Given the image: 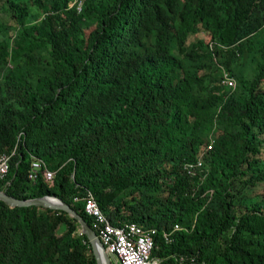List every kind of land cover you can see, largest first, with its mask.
Returning <instances> with one entry per match:
<instances>
[{"label":"trees","instance_id":"trees-1","mask_svg":"<svg viewBox=\"0 0 264 264\" xmlns=\"http://www.w3.org/2000/svg\"><path fill=\"white\" fill-rule=\"evenodd\" d=\"M72 1L0 0V191L91 226L90 189L114 224L157 229L161 264H264V0ZM79 225L0 201V264H97Z\"/></svg>","mask_w":264,"mask_h":264},{"label":"built area","instance_id":"built-area-1","mask_svg":"<svg viewBox=\"0 0 264 264\" xmlns=\"http://www.w3.org/2000/svg\"><path fill=\"white\" fill-rule=\"evenodd\" d=\"M83 0L70 2V6L76 5L81 10ZM223 82L229 88H234L236 82L227 72H223ZM214 140L210 141L207 150H213ZM12 154L0 155V179H5L10 169ZM203 167V161L196 163H186L184 170L194 176L198 170ZM43 169V171H42ZM39 173L50 184L54 181L55 171L50 170L45 161L39 157L33 156L29 178L35 180ZM76 202H82L85 212L91 217V227L97 233L104 245L113 264H161L162 258L153 254L156 245L155 237L157 229L147 227L137 222H126L114 224L99 205L92 190L86 189L83 194L74 197ZM179 227L176 226V229ZM164 237L170 241V237L165 233ZM176 264H197L194 257H179Z\"/></svg>","mask_w":264,"mask_h":264},{"label":"water","instance_id":"water-1","mask_svg":"<svg viewBox=\"0 0 264 264\" xmlns=\"http://www.w3.org/2000/svg\"><path fill=\"white\" fill-rule=\"evenodd\" d=\"M0 201L5 202L7 205H9L12 208L18 206L35 205V206L66 211L71 217L77 219L78 223L80 224L79 229L81 233H84L88 237L92 245L93 252L97 260V264H113L104 245L102 244L100 238L98 237L94 229L82 217V215H80L74 208H72L62 198L56 195H45V196L29 198V199H20L10 196L4 191H0Z\"/></svg>","mask_w":264,"mask_h":264},{"label":"rangeland","instance_id":"rangeland-1","mask_svg":"<svg viewBox=\"0 0 264 264\" xmlns=\"http://www.w3.org/2000/svg\"><path fill=\"white\" fill-rule=\"evenodd\" d=\"M84 27H85V30H86L87 32H89L94 26H93V24H91V23H87V24L84 25ZM7 32L9 33L10 31H7ZM199 36L204 37V38H206L207 40L210 39V34H209V32H207V31H202V32H200V33H199ZM259 193H263V194H264V185L261 186V187L259 188ZM114 264H115V263H114Z\"/></svg>","mask_w":264,"mask_h":264}]
</instances>
